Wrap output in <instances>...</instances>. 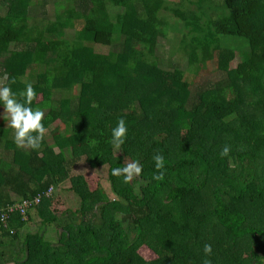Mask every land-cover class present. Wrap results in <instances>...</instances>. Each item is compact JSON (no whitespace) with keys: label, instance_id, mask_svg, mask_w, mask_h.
<instances>
[{"label":"trees","instance_id":"16d2710c","mask_svg":"<svg viewBox=\"0 0 264 264\" xmlns=\"http://www.w3.org/2000/svg\"><path fill=\"white\" fill-rule=\"evenodd\" d=\"M180 3L0 0L2 85L19 94L31 82L32 107L45 111L48 131L56 125L52 143L31 150L0 120V209L28 205L26 221L16 212L0 224V264H264V0ZM163 11L182 24L184 71L159 66ZM121 118L128 132L117 153L111 130ZM83 158L108 168L114 198L70 176ZM133 160L139 178L111 175ZM65 181L79 205L56 215ZM32 210L38 230L23 233Z\"/></svg>","mask_w":264,"mask_h":264},{"label":"clouds","instance_id":"9594fccd","mask_svg":"<svg viewBox=\"0 0 264 264\" xmlns=\"http://www.w3.org/2000/svg\"><path fill=\"white\" fill-rule=\"evenodd\" d=\"M12 83H15V78H12ZM37 98V92L31 82L25 85L22 93L13 91L10 85H0V108L3 109L0 114V120L7 118L6 127L12 129L13 143L18 148H28L38 150L48 133V128L44 124L45 111L39 107L33 108V102ZM127 126L123 118L117 121L116 126L111 130V143L117 153L125 144L127 139ZM230 148L225 146L221 152V157L229 155ZM155 162L156 174L153 175V180H162L165 168V161L162 155L153 157ZM143 168L138 160H133L124 167L117 166L111 170L113 177H123L124 183L133 181L134 178H139L142 175ZM206 256L212 254V246L206 244L203 249ZM205 264H209L208 261Z\"/></svg>","mask_w":264,"mask_h":264},{"label":"rangeland","instance_id":"374dc122","mask_svg":"<svg viewBox=\"0 0 264 264\" xmlns=\"http://www.w3.org/2000/svg\"><path fill=\"white\" fill-rule=\"evenodd\" d=\"M166 3L168 4L169 7H180L181 3L180 0H166ZM188 7L186 3H183V8ZM119 10H115V12ZM55 7L53 4H50L47 7V17L50 19L54 18L55 15ZM36 14L37 13L36 10ZM161 17H165L167 22H168V28L166 29V33L164 37L159 38V46L157 49V59L159 60V66L162 69H172L173 66L176 68H179L181 70H186L187 68V57L178 50L179 48V40L181 37V32H182V24L179 23L180 20L177 19L176 17L173 16L171 12H162ZM73 31H66V35L68 38L73 36ZM96 51L99 53H106L108 51L107 48L103 47H96ZM239 62V57L235 59V61L231 64V68H235L237 63ZM3 74H4V69L3 65L0 66V85L3 83ZM212 79L214 78L213 76H205L202 81H205L206 79ZM202 81H197L196 83L201 84ZM193 90V89H192ZM56 125L54 124L52 128L48 131V133L45 136V139L48 141L47 143H52L51 135L50 133L52 132L53 128ZM54 152L57 154L59 152V149L57 147H54ZM85 158L81 160L75 167L72 168L71 170V175L70 176H75V175H83L86 180L89 182L90 188H95L96 184L99 183L106 191L108 197L110 199L114 198L113 194L111 193L110 190V185L108 182V168L105 167H100V168H94L93 165L91 166ZM91 163V162H90ZM70 183L69 181H65L63 184H61L60 188L55 191L54 193V203L52 206V210L55 211L56 215L63 214L66 210L68 209H73L75 207H78L79 205V199L74 196L73 193L69 191ZM30 215L32 220L36 219L34 222H30L23 233H30L34 234L37 232L38 227V218L36 216L35 210L30 211ZM90 219V218H88ZM49 235L48 237L56 241V235L54 232L50 231L48 232ZM47 235V234H46ZM139 255H141L143 258L146 260H151L154 259L155 256L154 254L149 251L146 247H141L139 249Z\"/></svg>","mask_w":264,"mask_h":264},{"label":"built area","instance_id":"2783aa9c","mask_svg":"<svg viewBox=\"0 0 264 264\" xmlns=\"http://www.w3.org/2000/svg\"><path fill=\"white\" fill-rule=\"evenodd\" d=\"M51 193V192H50ZM16 212L26 221L28 213V205L26 203L8 205L5 208L0 209V224L6 225L9 216Z\"/></svg>","mask_w":264,"mask_h":264},{"label":"crops","instance_id":"0c3cea01","mask_svg":"<svg viewBox=\"0 0 264 264\" xmlns=\"http://www.w3.org/2000/svg\"><path fill=\"white\" fill-rule=\"evenodd\" d=\"M30 217H31V215H30ZM34 221H36V219H34V220H31L30 222H34Z\"/></svg>","mask_w":264,"mask_h":264}]
</instances>
